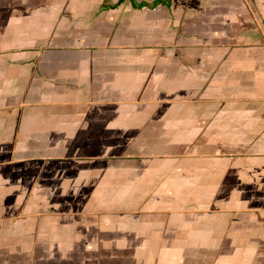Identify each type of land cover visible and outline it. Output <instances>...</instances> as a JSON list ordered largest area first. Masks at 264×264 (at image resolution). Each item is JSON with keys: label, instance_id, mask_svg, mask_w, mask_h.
<instances>
[{"label": "crops", "instance_id": "obj_1", "mask_svg": "<svg viewBox=\"0 0 264 264\" xmlns=\"http://www.w3.org/2000/svg\"><path fill=\"white\" fill-rule=\"evenodd\" d=\"M0 264H264V0H0Z\"/></svg>", "mask_w": 264, "mask_h": 264}]
</instances>
